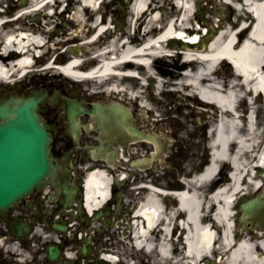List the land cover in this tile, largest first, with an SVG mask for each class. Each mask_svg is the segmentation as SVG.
Segmentation results:
<instances>
[{
  "label": "bare ground",
  "instance_id": "1",
  "mask_svg": "<svg viewBox=\"0 0 264 264\" xmlns=\"http://www.w3.org/2000/svg\"><path fill=\"white\" fill-rule=\"evenodd\" d=\"M65 1L67 0H30L27 12L39 10L44 11L45 17H52L55 2L62 5ZM155 1L133 0L130 3L132 17L125 33H112L105 47L92 52L91 59H97L99 64L90 68V71L80 70L83 64L80 55H71L62 69L77 79L108 81L114 74H136L144 64V71L157 75L161 87L170 83L174 90L182 91L184 98L195 96L202 99L206 106L218 111L210 114L204 110L209 118H213L214 151L217 158L223 157L221 161L224 164L232 162L233 167L230 175L215 176L210 180H202L205 177L202 176V179L187 181L191 187L189 190L192 191L188 194L185 190L181 201L175 206L163 202L162 191L166 190L149 185L145 199L137 206L133 220L129 222L132 229L129 233L132 247L145 255L155 257L154 261H143L148 264H202L201 259L205 258L209 259V263L214 261V264H264V229L242 227L238 223L237 215L240 213L236 209L239 194L248 193L249 189L255 190L256 182L264 181L258 173L251 174L257 169L259 161L264 164V129H261L258 121L239 115L245 101L240 94L247 91L246 87L253 88L256 92L259 90L258 86L264 90V0H240L237 9L238 21L232 26L222 25L220 21L213 23L212 29L215 28L216 33L208 44H205L201 30L197 29L200 27H196L193 21L196 0H163L164 7L150 8ZM200 1L198 4L202 6ZM228 1L235 3L234 0ZM97 4V0H76L71 17L81 21L78 23L81 25L85 20L82 15L85 6L94 9ZM167 5L172 8L169 9ZM219 9L217 8L215 16L223 17ZM24 15L25 12L20 11L16 19L0 24V77H26L28 67L39 55L33 57V53L44 55L47 50L49 40L42 32H35L31 27H25L18 32L15 29H4L8 25H15ZM247 19H252V35L243 44L235 43L236 36L243 37L246 33L248 28L243 26ZM162 21L163 25L160 24ZM94 27L97 31L89 36L88 41L96 40L107 26H100L95 18ZM208 29L209 32L212 30L209 27ZM235 29H240L239 33ZM174 40H182L187 45L180 49L171 47ZM56 42L55 38L52 43ZM26 47L29 48L28 51H24ZM177 54L181 61L176 66L183 70L172 72L173 68L167 66L169 64L162 65V62ZM225 56L234 59L237 71L242 72L243 76H238L234 71L227 80L223 78V73H218L217 62ZM134 59L142 63L130 61ZM51 66L49 63L48 67ZM170 72L174 77L169 82L166 76ZM175 74L179 75L175 77ZM113 88L118 87L113 85ZM142 105L147 107L146 104ZM255 112L256 109L253 108L251 116ZM197 120L202 121V118ZM162 140L166 147L167 140ZM154 156L157 155L154 153ZM211 170L212 166L206 176H210ZM110 181L111 175L104 170L97 169L87 175L86 202L90 210L107 199ZM218 187L224 189L217 191ZM263 187L264 182L257 192ZM215 210L222 226L213 219L212 212ZM180 218L183 220L178 222ZM223 219L226 223L222 222ZM161 224H164L163 227L168 232L161 229L151 231L155 225ZM172 224L174 229L170 232ZM152 233L160 239L151 237ZM175 237L182 243H173ZM207 252L211 257L205 256ZM108 257L116 260L115 256ZM217 257L219 260H216Z\"/></svg>",
  "mask_w": 264,
  "mask_h": 264
},
{
  "label": "flooded vegetation",
  "instance_id": "2",
  "mask_svg": "<svg viewBox=\"0 0 264 264\" xmlns=\"http://www.w3.org/2000/svg\"><path fill=\"white\" fill-rule=\"evenodd\" d=\"M109 8L108 12L113 17L123 12V9L117 6H109ZM56 86L60 92L59 99L56 104L48 103L45 114H50L48 119L51 120L54 133V153L66 164L65 176L68 180V186L71 188L75 183V193L67 197L57 196L58 188L51 186L48 190L42 189L40 192H33L23 200V206L29 212L28 215L31 220L35 223L43 222L41 225L44 230L52 228L55 223L54 219L65 214V212H67L66 216L68 217H73L74 213L77 214L80 200L79 189L82 188L83 177L86 172L82 164L89 162L90 165L104 166L110 170L119 171L125 169L127 164L131 165L134 157L149 151V141L133 138L131 135L132 129H146V125L149 124V119L141 116L138 107H133L132 126L124 125L121 118H112L104 122L100 119L98 110L108 105L107 112L116 113L117 110L111 102L113 100L105 101L103 94L97 92L90 91L89 94H85L79 87L69 88L65 83L61 84L60 81ZM84 97L87 111L80 109L79 120L72 125L64 117L63 105L68 99L82 101ZM126 157H130V160L124 164ZM45 190L47 191L44 192ZM118 190L119 186L116 184L114 197L110 202L113 207L119 201L127 199L126 194L119 196ZM48 201L51 203L49 204ZM66 205H72L75 208L67 211L64 209ZM13 212H15L14 215L18 213L17 211ZM87 224L84 222L82 226L74 227V229L77 232L82 228L86 231ZM113 231L120 230H108L109 237H114ZM112 240L114 247L119 249L117 239L113 238ZM65 242L71 243L70 247H75V244L78 243L76 238H66ZM39 256L38 250L33 257L34 262L32 264H43V259L39 260Z\"/></svg>",
  "mask_w": 264,
  "mask_h": 264
},
{
  "label": "rangeland",
  "instance_id": "3",
  "mask_svg": "<svg viewBox=\"0 0 264 264\" xmlns=\"http://www.w3.org/2000/svg\"><path fill=\"white\" fill-rule=\"evenodd\" d=\"M6 1H7L6 3H7V15L8 16H13V15L15 16L18 10L27 9L26 6L28 5V3L27 4L21 3L20 0H6ZM105 2L106 0L103 1V3ZM216 2L219 3L220 11L224 13L225 15V18H222L224 20V24H227L228 21L231 22L232 20L237 18V12L234 9V7H232L231 5L221 2L220 0H217V1L216 0H202V3L204 4V6L206 5L208 6L211 4V6H208L211 8V10H216V6H215ZM162 3H163V0H160L159 4H162ZM58 4L59 3H57V5ZM153 4H155V2H153ZM168 6H169V9L172 8V6L170 5ZM228 10H231V13H228ZM170 14H174V13L170 12ZM209 14L212 15L211 13ZM56 15L57 14H55L53 17H49L46 19L49 22H51L49 24L45 22L46 34H47V31L48 32L51 31L50 29H48V26L49 27L55 26L54 24H56V21H57ZM27 16L28 14L24 15L20 20H18L15 23V25H8V27L4 29H8L11 31L16 28V31H17L19 28H25L26 27L25 21H28ZM209 22L211 23L212 20L209 19ZM37 27L43 28V25H40V26L38 25ZM57 32L53 31L52 33H57L58 37H60L61 35L62 36L66 35L63 29H58ZM62 43L63 41H61L59 44H61L62 47L64 48L65 46ZM46 54L51 57L54 54V52L50 50V51H47ZM67 56H68V52L61 53L58 56L57 61L58 62L62 61V57L67 58ZM85 56H86L85 59L87 60V56L89 55H85ZM171 62H173V60ZM222 65L224 68V72L222 76L224 79L228 80L232 74V71L229 69L228 66H226V63H223ZM180 69L182 70V68H179L177 69V71H180ZM46 70L50 72L51 74L49 73L48 75H44L45 78L51 76L53 72H56L55 70H50V69H46ZM177 75L175 77H177ZM166 77L169 80V82L170 80H172L171 79L172 75L170 73ZM35 78H37V75H34V76L28 75V77L15 79L17 82L15 81L13 82L16 83L15 84L16 88L22 91V89H24V87L27 88L28 87L27 85H30ZM114 81L118 83L117 85L120 88L125 87L126 89H129V92H131V94H134L135 91L132 90L131 87L128 85L130 80L125 79V81H123L122 78H116ZM133 84L135 87V84H136L135 81H133ZM2 86L3 85H0V92L2 91ZM108 86L110 85L108 84ZM165 87L174 88L172 85H170V83L169 85ZM138 92L140 93V91ZM180 93H182V91H176V90L168 94L163 93L162 94L163 97L161 96L162 99L159 100L158 95L154 93L153 88H150V89H147V91L144 92V94L142 93V98H141L142 101L140 100V102H143L144 104H147L148 106V107H143L141 105V108L143 109L142 115L148 117L150 114L155 122H160L159 124L156 125L159 131L162 133H167V137H168V134L171 135V138L173 139H170V143H171L170 149H171V146L175 144L173 146L174 149L170 152L171 154H173L174 152L172 157H170L169 160L167 159L169 157V152L167 153L166 156H163V158H165L164 165H160L158 171L156 169V172H155V176L158 177L159 179V185L164 188H170L174 185L181 184L179 177H182L184 175L190 176L195 170L201 169L202 166H199V165H202V162H207L208 156H209V152L207 148V144L209 140L206 136V128L212 125L213 118L212 117L209 118L208 115L204 113V110L201 107L194 106L196 104L203 106L202 102H200L196 97L186 99V98H183L180 95ZM127 95L128 94H125V96ZM133 98H134L133 100H137V102H139V100L136 99V97H133ZM172 100L175 101V104H176L175 108H171ZM140 102L139 104H142ZM185 105L187 106L186 108H184ZM262 106H263V103H262ZM159 109H161V111L157 115L155 111ZM258 109H259V114H260L259 115L260 119L259 118L258 119L261 121H264L263 119H261L262 114L264 112V108L261 109L258 107ZM159 116H162V117L159 118ZM203 116H205L203 121H198L196 119V118H200ZM197 125H199L200 127H198ZM173 131L174 133H172ZM225 166H228V164L227 165L225 164ZM229 167H230V164H229ZM224 173L226 174V170ZM222 176L223 175H220V177ZM137 185L138 183L134 182L132 186L129 187V196L131 198L130 201H136L137 197L139 196L138 191L135 189ZM252 191L253 189H249V192H252ZM240 196L241 195H239V199H240ZM162 200L167 204L174 205L173 202L169 200L168 198L163 197ZM1 237L2 236H0V239ZM156 238L158 239L159 237H156ZM0 244L1 246L2 244H4L3 245L4 248H7V249L9 248L11 249L10 251H17L18 249L16 248L19 247L18 243L11 242L8 240H4L3 243H0ZM142 254L143 253L139 254L137 264H142L141 263L142 259H146V261L147 260L150 261V259L151 261L155 260V257H151V255L146 256L145 254L143 255Z\"/></svg>",
  "mask_w": 264,
  "mask_h": 264
},
{
  "label": "water",
  "instance_id": "4",
  "mask_svg": "<svg viewBox=\"0 0 264 264\" xmlns=\"http://www.w3.org/2000/svg\"><path fill=\"white\" fill-rule=\"evenodd\" d=\"M42 101L36 95H23L5 96L0 103V213L53 173L51 136L39 112ZM249 197L239 204L244 211L240 221L264 228V200L261 195ZM18 227L22 234L24 226ZM49 249L50 258L55 259L58 250Z\"/></svg>",
  "mask_w": 264,
  "mask_h": 264
}]
</instances>
